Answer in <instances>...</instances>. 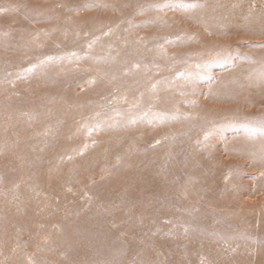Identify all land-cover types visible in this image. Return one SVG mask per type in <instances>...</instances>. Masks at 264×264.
I'll list each match as a JSON object with an SVG mask.
<instances>
[{
	"label": "rangeland",
	"instance_id": "rangeland-1",
	"mask_svg": "<svg viewBox=\"0 0 264 264\" xmlns=\"http://www.w3.org/2000/svg\"><path fill=\"white\" fill-rule=\"evenodd\" d=\"M261 89L264 0H0V264L260 248Z\"/></svg>",
	"mask_w": 264,
	"mask_h": 264
},
{
	"label": "bare ground",
	"instance_id": "bare-ground-1",
	"mask_svg": "<svg viewBox=\"0 0 264 264\" xmlns=\"http://www.w3.org/2000/svg\"><path fill=\"white\" fill-rule=\"evenodd\" d=\"M225 95H227V94H225ZM254 95H255L254 97L249 95V97H251L250 101H252L256 105H264V93H262V89H261V91L260 90L256 91L254 93ZM231 96H234V94L231 93V95H229V97H231ZM190 133H192V131H190ZM190 133H187V132L183 133L184 137L188 138V134H190ZM184 139H186V138H184ZM23 148H25V146ZM251 150H252V152L255 153V157L260 159L259 161L262 164V161L264 162V151L262 149V146L258 144L256 146H254L253 148H251ZM193 160H194V157L190 158L189 159L190 163L193 162ZM193 174H195V172ZM44 180L47 181V183L50 186H52L54 183H58V181H60V180L55 179L53 176H51V174H48V175L46 174ZM259 246H260V248L253 250L252 253H250V254L249 253L248 254L237 253V250L246 251L245 249L248 248L247 246L241 244L238 249H235V248L232 249V251L227 253L225 256L218 255L213 260V262H214V264H264V242L260 243ZM231 247L233 248V246H231ZM220 261H222V262H220Z\"/></svg>",
	"mask_w": 264,
	"mask_h": 264
}]
</instances>
